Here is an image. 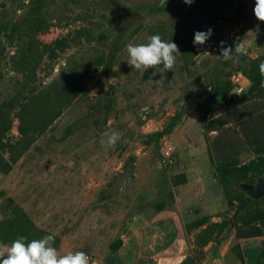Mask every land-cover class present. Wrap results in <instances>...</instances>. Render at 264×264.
Segmentation results:
<instances>
[{"label": "rangeland", "instance_id": "rangeland-1", "mask_svg": "<svg viewBox=\"0 0 264 264\" xmlns=\"http://www.w3.org/2000/svg\"><path fill=\"white\" fill-rule=\"evenodd\" d=\"M254 5L0 0L3 96L24 85V95L55 85L58 100L65 87L77 90L12 171L0 173V222L18 206L39 229L38 239L53 235L59 255L83 251L90 264H264L263 226H242L256 206L238 213L217 175L232 160L238 167L256 161L255 148L264 145V84L240 104L251 85L243 68L264 61V22ZM39 19L43 31H36ZM209 28L211 38L194 46V33ZM155 34L178 45L174 68L132 69L127 45ZM221 41L242 45L243 54L225 61L218 56ZM228 84L234 103L212 104L210 95ZM222 115L223 130L207 132L208 120ZM113 132L119 139L106 150L101 141ZM218 135L229 157L222 161L213 146ZM263 176L252 172L230 183L231 190L249 197L241 185ZM12 242L0 239V253Z\"/></svg>", "mask_w": 264, "mask_h": 264}, {"label": "trees", "instance_id": "trees-1", "mask_svg": "<svg viewBox=\"0 0 264 264\" xmlns=\"http://www.w3.org/2000/svg\"><path fill=\"white\" fill-rule=\"evenodd\" d=\"M40 20V19H39ZM36 21L35 28L36 31H43V22ZM61 42H58V44ZM49 46H44L48 48ZM32 52L33 47H29ZM24 59L27 60V56L24 55ZM264 63L260 59L251 60L250 63L243 68V74L248 77L251 82L248 95H244L240 98V104L249 103L255 94H258L262 90L264 84V76L260 75L259 65ZM27 85L23 86V90L16 92L15 94L8 95L6 97L0 92V173L7 175L12 171L14 165L23 157V155L30 149L31 145L35 141V135L38 136L42 134L61 114V102L69 105L76 96L77 90H75L74 85H71L72 89L66 88V93L63 91H58L59 100L54 97L53 92L56 94L55 85H51L50 89L43 92H36L35 90L28 91L27 95H24V91L27 89ZM232 89V84L228 86H221L210 96L212 98V104L218 101H226L229 104L234 103L233 96H230ZM71 90V92L69 91ZM57 99V100H56ZM211 104V105H212ZM50 108V112L47 114L46 109ZM44 108V109H43ZM264 111V107L262 108ZM19 122L17 137H12L10 131L13 128L14 121ZM227 116H219L217 118L209 119L206 124L207 132H221L223 128L227 125ZM214 150L217 152L218 160L222 161L229 157H225L223 150V145L221 140L216 137L213 141ZM257 159L248 165H243L238 167L236 161L232 162L233 167L226 168V166H220L217 169V175L222 181L225 187V194L230 205H233L237 201V212L241 213L246 211L248 207L253 205L256 206L253 213L243 221L242 226L248 227L251 224H260L264 228V197L261 202H254L251 198L247 197L243 192L239 191L237 193L232 192V187L230 183L240 182L242 179H246L248 174L255 173L258 177L264 174V145H257L255 148ZM224 162V161H223ZM236 166L238 167L236 169ZM235 200V201H234ZM12 203V201H10ZM260 204L263 205L260 206ZM10 208L7 207V209ZM17 210V211H16ZM11 213L5 217L4 220L0 222V239L4 240H15L19 237L17 235H23L25 242H31L33 239H38L41 236L39 229L30 221V218L25 214V212L18 206H14ZM206 219L201 220V224L205 223ZM118 243L116 246H120Z\"/></svg>", "mask_w": 264, "mask_h": 264}, {"label": "clouds", "instance_id": "clouds-1", "mask_svg": "<svg viewBox=\"0 0 264 264\" xmlns=\"http://www.w3.org/2000/svg\"><path fill=\"white\" fill-rule=\"evenodd\" d=\"M185 4L191 5L193 0H183ZM167 0H165V4ZM254 15L258 21L264 22V0H255L253 9ZM213 29L207 31H196L194 33L193 45L198 47L204 45L213 35ZM178 45L171 41H165L161 35L155 34L148 38L147 43L127 45L128 65L135 70L145 71L155 69L163 65L167 72L172 70L176 63V53H179ZM243 54L242 45L236 43L234 47L224 46L220 42V53L218 56L225 61L233 59L234 55ZM259 72L264 76V63L259 65ZM162 80H155L153 83L157 86L162 84ZM106 140L101 143L105 149L115 148L119 135L113 132L107 133ZM54 236L47 235L42 239H33L26 243L24 237L15 239L7 249V254L0 253V264H90V257L83 251H77L74 254L59 255L57 249L53 246Z\"/></svg>", "mask_w": 264, "mask_h": 264}, {"label": "water", "instance_id": "water-1", "mask_svg": "<svg viewBox=\"0 0 264 264\" xmlns=\"http://www.w3.org/2000/svg\"><path fill=\"white\" fill-rule=\"evenodd\" d=\"M110 92L108 91L106 95H109ZM110 99L107 98L105 101L106 105L110 104ZM216 177V175H215ZM241 188L246 192V194L252 199H259L264 196V176L258 181L256 184H242Z\"/></svg>", "mask_w": 264, "mask_h": 264}, {"label": "built area", "instance_id": "built-area-1", "mask_svg": "<svg viewBox=\"0 0 264 264\" xmlns=\"http://www.w3.org/2000/svg\"><path fill=\"white\" fill-rule=\"evenodd\" d=\"M214 2L218 5H223V4H227V3H230L231 0H214Z\"/></svg>", "mask_w": 264, "mask_h": 264}]
</instances>
